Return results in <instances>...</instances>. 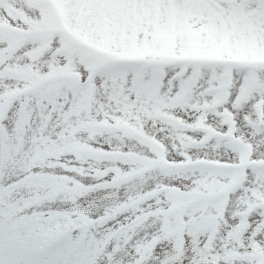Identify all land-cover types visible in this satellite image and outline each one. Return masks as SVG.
I'll return each mask as SVG.
<instances>
[{"label": "snow or ice", "instance_id": "snow-or-ice-1", "mask_svg": "<svg viewBox=\"0 0 264 264\" xmlns=\"http://www.w3.org/2000/svg\"><path fill=\"white\" fill-rule=\"evenodd\" d=\"M29 16L28 22L0 19L26 30L23 55L35 60L43 52L52 72L69 75L34 85L11 78L9 62H0V264H163L170 252L165 245L155 244L148 257L141 251L146 241L137 233L145 217L112 214L114 202L108 197L114 173L104 176L109 183L81 179L78 187L60 190L53 183L55 163L42 154L47 143L76 131L73 113L82 94L107 90V95L119 88L143 99L161 78L173 80L181 91L186 81L201 75L220 83L233 77L229 110L236 109L249 134L256 135L248 117L257 105H264V64L181 60L177 76L167 67L171 61L162 55L164 41L158 38L197 34L207 40V30L213 35L211 43L219 45L238 38L237 28L245 23L264 30V0H41L30 7ZM252 77L261 88L240 106L241 88ZM54 97L65 103L55 110L40 103ZM259 135L264 136V129ZM56 175L76 172L61 168ZM150 214L167 215L163 209ZM253 221L255 227L239 245L230 241L231 224L214 242L186 241L179 264H203L206 249L207 264H259L264 208ZM161 228L157 223L151 229L153 240Z\"/></svg>", "mask_w": 264, "mask_h": 264}, {"label": "rangeland", "instance_id": "rangeland-1", "mask_svg": "<svg viewBox=\"0 0 264 264\" xmlns=\"http://www.w3.org/2000/svg\"><path fill=\"white\" fill-rule=\"evenodd\" d=\"M40 3L41 0H0V17L28 22L30 7ZM205 32L207 40L197 34L179 39L158 38L164 41L162 55L171 61L167 67L177 76V63L181 60L264 64V30L257 26L241 25L237 28L238 38L226 39L219 45L211 43V32ZM26 34L25 29L14 28L8 19H0V62H9L11 78L36 85L69 75L59 69L52 72L43 52L37 53L35 60L23 55L21 38ZM4 44L7 46L3 47ZM233 79L229 77L220 83L201 75L197 81H186L182 90L176 91L178 86L173 80L161 78L158 87L143 99H134L119 88L107 95V90L82 94L73 113L72 127L76 131L47 143L42 154L43 159L55 163L51 170L53 183L60 190L78 187L81 179L109 183L104 176L114 173L113 191L108 197L114 202L111 212L122 204L124 213L133 217L156 209L158 203L167 213L164 199L172 198L171 212L148 218L150 221L144 220L143 224H149V231L156 225L151 222L154 218L173 236L163 233L161 242L149 239L144 225L137 233L141 239H147L141 249L145 257L153 255L155 244L170 249L163 264H179L186 254V241L214 242L228 224L233 226L230 241L239 245L250 227H255L253 215L264 208V166H260L264 163V136L259 135V130L264 129V105H257L248 117L257 133L250 135L236 109L230 111L228 107ZM260 88L258 80L250 78L241 88L239 105L247 104ZM40 103L55 110L65 101L54 97ZM61 168L76 175L57 176L56 169ZM148 176L160 179V187L172 190L147 199L142 205L143 199L140 204L137 198L143 196L140 184ZM241 178L245 180L235 184ZM151 186L146 192L157 184ZM124 196L125 201L117 202ZM205 251L208 254L202 255L203 264L210 259V249ZM257 256L262 258L259 264H264V249L257 248Z\"/></svg>", "mask_w": 264, "mask_h": 264}]
</instances>
